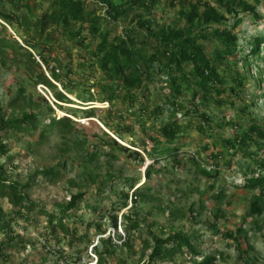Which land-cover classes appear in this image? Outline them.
I'll return each instance as SVG.
<instances>
[{"label":"rangeland","instance_id":"obj_1","mask_svg":"<svg viewBox=\"0 0 264 264\" xmlns=\"http://www.w3.org/2000/svg\"><path fill=\"white\" fill-rule=\"evenodd\" d=\"M195 1H200L201 11L206 3L214 4L213 0ZM1 2L0 9L18 16L19 21L13 25L5 23L0 39H15L23 44L24 39L38 37L34 23L51 9L53 0ZM84 2L88 13L106 17L101 1ZM182 8L188 6L183 7L179 1L172 6L170 0H158L145 18H152L154 29L181 28L186 26L179 12ZM256 9L259 19L241 13L242 21L233 29L238 38V68L246 78L243 89L226 91L221 96L212 94L208 102L197 99L194 104L186 90L185 107L175 110L182 128L170 145L178 151L164 153L156 161L147 154L154 148L152 138L166 145L157 130L173 112L166 97L170 95L166 75L154 74L146 91L144 87L134 90V101L126 97L120 86L116 88L119 97L112 104L103 101L106 94L100 85L108 83V79L94 54L99 35L85 28L78 41L63 26L49 27L44 34L52 31L54 41L50 48L39 52L49 65L57 67L73 91L66 93L69 101L58 102L53 90L42 84L34 86L35 76L27 74L26 57L21 52L14 54L9 48L5 54L0 52V118H21L32 112L39 120L33 127L0 132L8 147L0 155V178L23 185V192L34 203L32 209L18 215L17 208L0 196V213L10 226L9 231L0 232V264H200L206 257H214V264H264V211L251 210L253 195L261 194L264 201V188L244 186L245 176L259 172L253 161L258 159L256 154L247 157L237 152L230 165L223 158L210 157L217 150V139L231 135L239 124L246 126L249 118H256L264 127V42L257 46V53L250 52L251 41L264 32L263 0ZM137 13L132 11L104 23L102 20L101 31L126 36V28L136 25L131 18ZM227 19L208 29L193 28V33L208 35L214 28L230 27L234 18ZM200 42L209 52L219 47L212 38ZM32 53L39 58L37 50ZM54 83L55 90L65 92L60 83ZM221 99L224 103L219 102ZM193 105L210 117L209 122L191 109ZM89 108H93V116L87 117L84 110ZM62 116L74 121L66 132L49 126L51 118ZM201 127L205 130L201 131ZM111 139L129 151L120 150ZM259 156L264 159V148ZM55 166L60 170L56 179L39 174L42 169ZM202 167L214 175H204ZM215 167L217 174L213 172ZM137 187L145 192L144 199L135 196ZM77 192H82L83 198L75 209L65 212L71 195ZM218 192L222 199L214 198ZM126 193L128 205L122 208L120 203ZM47 213L55 216L52 223ZM60 220L67 230L58 225ZM239 229L243 231L240 235ZM178 231L191 236L199 254L183 247L171 257L149 262L154 236L165 238ZM230 233L239 235L240 248ZM108 237L111 242L106 241Z\"/></svg>","mask_w":264,"mask_h":264},{"label":"trees","instance_id":"obj_2","mask_svg":"<svg viewBox=\"0 0 264 264\" xmlns=\"http://www.w3.org/2000/svg\"><path fill=\"white\" fill-rule=\"evenodd\" d=\"M2 0H0V3ZM106 9V17L102 18L96 15L93 11L87 12V7L84 0H53L51 9L45 13L34 23V33L37 38L24 39L23 44H20L15 39L5 41L0 39V52L5 54V50L9 48L12 53L24 55V65L27 74L35 76L34 86L42 84L45 87L53 90V97L58 102L69 101L66 93H72L67 83L63 80L57 67L49 65L48 59L43 56L39 50L41 48H50L54 41V33L49 31L44 34L49 27L63 26L70 37L81 39L82 30L87 28L92 34L99 35V41L96 45L95 56L97 64L101 72L108 79V83L100 85L101 90L106 96L103 101L113 103L114 99L119 97L116 92L117 86H120L126 91V97L134 101V90L144 87L147 90L148 84L152 81L154 74L166 75V83L170 87V95L166 96L167 101L172 105L173 112L169 114L165 121H162L158 127V134L164 138L166 145H161L160 139L152 138L154 148L152 152H148V156L154 161L158 160L159 156L164 153H176L177 147H170L178 138L182 126L180 125L176 111L179 108H184V93L186 90L191 94V103L194 104L197 99H201V103L208 102L210 96L215 94L221 96L224 92L229 91L235 93L241 91L245 85V77L238 68L237 60V36L233 29L240 24L242 18L241 13H248L259 19V13L256 9V4L262 0H213V5L205 4V8L200 10V1L194 0H170V4L174 6L176 2H181L188 9H180V15L186 22V26L181 28L162 27L154 29L152 18H145V15H150L156 7L158 0H99ZM264 1V0H263ZM138 11L131 18L135 22L134 27L126 28V36L111 35L107 30L101 31L100 24L109 20H117L121 16L127 15L129 12ZM228 17L234 18L230 27L223 29L214 28L208 35L203 33L194 34L193 28L204 27L209 28L211 25H219L226 23ZM0 29L6 30V25H13L19 21V17L12 13H6L0 9ZM28 27V26H26ZM29 28V27H28ZM27 29V28H26ZM212 38L218 44V49L209 52L205 45L200 42ZM264 42V32L255 37L251 43V53H257V46ZM37 50L39 60L45 65L46 71L42 67V63L35 57L32 50ZM41 51V50H40ZM232 66L231 69H229ZM57 69V70H56ZM36 72V73H35ZM58 82L65 90H55ZM230 82L231 86L226 84ZM23 91V89H21ZM40 99L47 102L46 99L39 95ZM29 100H32L29 97ZM89 101H94L90 99ZM224 103L221 99L219 101ZM70 103V102H69ZM57 107L61 105L55 102ZM49 109L52 107L48 105ZM179 107V108H178ZM160 109V108H159ZM203 120L209 122L210 117L200 111L196 105L191 108ZM190 109V110H191ZM158 110V106L156 107ZM155 112V111H153ZM152 112V113H153ZM189 110L186 111V114ZM73 115V113H69ZM84 114L87 117L93 116V108L85 109ZM39 123L38 116L35 113H26L21 118L7 119L0 118V132L3 130L26 129L33 127ZM74 121L69 116L59 118H51L49 126L58 127L61 131H68L72 128ZM204 131V127L200 128ZM113 143L122 151H129L123 145L111 139ZM216 151L210 154V157L217 160L223 158L230 165V159L233 154L242 152L244 156L251 157L253 153L258 159H253L256 164V170L259 175L254 173L252 176H245L244 186L249 189L261 190L264 188V159L259 156L260 150L264 148V127L256 118H249L246 126L239 124L232 130L231 135L220 137L214 143ZM143 151L146 150L142 145ZM207 149V146L204 147ZM254 149V151H252ZM8 147L0 138V155L7 152ZM140 160L143 157L139 152L133 151ZM193 162L194 158H192ZM217 164V163H216ZM61 165H63L61 163ZM65 166V165H63ZM219 165H216V167ZM215 167L213 172L218 173V168ZM2 170V167H0ZM201 172L206 176H213L211 171L206 168H201ZM39 174L50 179H56L60 170L58 166L45 168L39 171ZM133 192L135 196L145 198V192L137 187ZM82 192L73 193L67 203L64 211L68 212L77 207L79 200L83 198ZM0 196L6 198L13 207L17 208L16 213L22 215V210H30L34 203L23 192V185L17 182H9L6 179L0 178ZM222 193L218 192L214 195L216 199H222ZM128 194L126 193L120 203V207L125 208L128 205ZM251 210L253 212L264 211V201L261 194H255L251 200ZM49 222L52 223L55 216L49 214ZM125 219H129L128 215H124ZM113 225L117 226V217H113ZM63 230H67L61 220L58 222ZM9 221L2 218L0 213V232L9 231ZM132 227L136 228L135 223ZM243 231L237 230L240 235ZM232 238L238 241L237 246L241 244L239 235L229 234ZM111 242V238L106 239ZM2 243H0V248ZM186 247L192 254L198 255L199 252L194 245L191 236L178 231L163 238L154 236L152 250L149 254L148 261L154 262L159 259H166L173 256L177 252H181L182 248ZM101 258V254H100ZM102 260V259H100ZM200 264H214V257H206Z\"/></svg>","mask_w":264,"mask_h":264},{"label":"built area","instance_id":"obj_3","mask_svg":"<svg viewBox=\"0 0 264 264\" xmlns=\"http://www.w3.org/2000/svg\"><path fill=\"white\" fill-rule=\"evenodd\" d=\"M38 60H39V58H37ZM40 61V60H39ZM41 62V61H40ZM42 63V62H41ZM42 67L44 68V70L46 71V67H45V65L42 63ZM57 70V69H56ZM46 73H47V71H46ZM255 175L256 176H258L259 175V172H257V173H255Z\"/></svg>","mask_w":264,"mask_h":264},{"label":"bare ground","instance_id":"obj_4","mask_svg":"<svg viewBox=\"0 0 264 264\" xmlns=\"http://www.w3.org/2000/svg\"><path fill=\"white\" fill-rule=\"evenodd\" d=\"M60 113H62V112H60ZM142 184H143V183L140 182V185H142Z\"/></svg>","mask_w":264,"mask_h":264}]
</instances>
